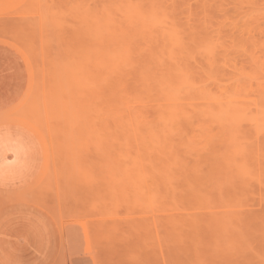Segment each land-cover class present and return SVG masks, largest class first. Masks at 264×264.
Segmentation results:
<instances>
[{
    "label": "bare ground",
    "instance_id": "1",
    "mask_svg": "<svg viewBox=\"0 0 264 264\" xmlns=\"http://www.w3.org/2000/svg\"><path fill=\"white\" fill-rule=\"evenodd\" d=\"M140 1L137 3L140 4ZM203 1H205L203 6H207L203 10L205 17L202 19L199 17L198 22V15L194 16L192 14L194 11L192 13L188 11V14H191L188 15L189 17L185 13L189 21H191L187 30L184 28L187 27L184 24L189 23L182 22L181 24L180 21L182 20L177 15H174L176 19L173 18L172 14L176 10L171 13V16H173L171 21L168 20L167 14L165 15L164 12H161L160 18L163 16L162 13H164L167 20L166 18H162L163 21L161 19L160 21L146 20L150 17L148 16L149 10H145L147 4L150 3L148 0L146 6H144L145 2L143 0L142 6H137L136 2H132L136 5L133 7V10L137 11L136 13L132 10V6L127 4L128 2L125 3L126 6H130L129 12L132 14L131 17H129V14L128 16L127 14L125 15V17H128L127 19L130 18V21H126L128 25L123 29L124 31L122 28H120V32L117 29V31L113 30L116 24L112 22L111 25V21H114L112 19L111 21L109 20L110 24L107 21L108 27L112 26L109 28L111 30H107L108 34L100 33L102 34L100 35L96 33V36L98 35L96 37L94 36L95 32L100 29L103 30L101 28L102 25H100L102 23H98L100 27L97 28V26L95 27L96 23L93 25V21L87 18L89 21H92L91 24L98 30H95L92 26L95 30L94 32L92 29V35L95 38H90L91 40L87 43V45L91 43L92 46L90 45L89 47L88 45V49H85L83 48L84 45L82 46L80 43L82 49L79 42L84 43L86 41L83 34H85V38L88 37L87 39H89V33L86 29H84L86 32L83 31L82 28H85V25L84 27H77L76 30H79L81 27L79 32L83 36H81L83 41H79V38L75 39L78 41L75 43L78 49H73L74 51L77 50V54L75 53L77 57L73 58L77 60L78 58L82 60L84 57L87 58L88 55L86 56L85 53L92 47V50L89 51H93V54L90 53L93 55V66L96 69L101 67L99 69L100 72H98L99 74L104 69L105 72L103 70L104 73L102 72V74L107 73L108 75L107 77L105 74V83L104 85L102 84L105 87L103 89L110 90L108 95L111 104L113 102L110 96H114V92H116L115 101L119 99L118 103H115V106L110 105L111 109L113 107H120V102H122L124 96H127L124 98L126 102L123 100L122 103H128L124 105V107H128L129 102H127L126 98L130 96L131 92L129 91L132 88L134 91L132 94H135V96L134 98L133 95L129 97L130 100L128 99V101H130V104L136 103L134 105L144 106L148 103L154 108L152 110L153 118L151 119L143 114L145 112L143 107L141 111L144 112L140 114V111V115L138 114V116L137 113L133 115L135 109L132 112L129 106L128 109L129 111L131 110L132 115H128L129 121L128 117H126L127 120H123L125 122L122 121L120 108L115 109L116 111L111 112V115L108 114L106 116L104 114L106 120L110 118V121L108 120V123H103L105 126L108 125L109 131H114L113 127L115 126L112 123L113 121L115 124L118 122L116 124L118 128L121 125L123 127L122 130L128 132L127 134L131 133V136L133 134L140 137L139 142L142 140L143 145H151L150 147L153 150L154 161L151 166L153 165L155 174L153 175L152 169L148 168L150 164L147 161L153 157L150 155L149 159L148 155L147 157L144 156L148 160L144 158L142 160L148 163L147 170L149 169L152 172L150 171L149 173L151 174H147L148 170L145 175L140 174L139 177L145 176L150 181L154 178L152 180L154 182V189L150 188V191L151 189L154 191L155 188L157 191L158 188V192H155L159 196L158 198L154 196L152 201H150L151 219H153L149 218V214L151 213L148 214L149 217L147 216L148 220L147 218H141L139 221L142 224L138 231L144 232V235L147 229L146 226L150 224L148 226V228L150 227L148 233L150 235L152 232V241L154 240L158 245L154 247L152 244L153 246L148 247V253H151L155 248L159 249L157 253L153 252L154 254H152L154 264H159L158 261H162L163 264H175L176 262L178 264H264V0H229L223 9L230 15L233 13L232 16L236 20L230 21L228 24L215 22V16L221 17L220 13L223 11L220 10L223 7V4L219 5L220 0ZM226 1L225 3H227ZM132 3L130 2V4ZM151 3L153 2L151 1ZM126 6L123 7L127 10L128 7ZM143 6L145 8H141ZM188 9L191 10V8ZM122 11L125 14L124 10ZM145 11H148L145 13L147 17L144 14ZM129 12L127 11L126 13ZM213 15L215 16L213 17ZM136 16L142 20L138 24L137 22L139 21L133 20L137 18ZM192 16L196 18L195 21ZM86 17H88L87 14ZM92 17H94V14ZM229 17L227 19L231 20V17ZM105 20H103L104 24ZM123 27L125 26L123 25ZM130 27H135L136 33L134 35H130L132 32L134 33ZM75 40L74 42H76ZM81 49L84 53L80 51ZM79 54L81 58L78 56ZM191 60L194 62L192 67ZM70 65L65 71L71 69L72 65L71 67ZM81 65L83 64L81 63ZM66 66H68V63ZM76 66L75 64L73 67ZM82 67L73 69L79 71L85 68V66ZM221 67L223 68L221 69ZM197 69L199 71H195ZM87 70L85 68L82 72ZM88 71L87 75H90V71ZM70 73H68V76ZM84 74L86 75V72ZM72 75L74 74L71 73L73 80ZM76 77H74L75 82H77ZM111 77H114L115 83ZM80 78L79 80H81ZM89 78L90 81L91 77ZM91 82L94 83L93 81ZM66 83H68V80L64 83L68 88L69 86ZM77 84L79 83L77 82L75 85ZM80 84L83 83L80 82ZM80 84L79 87H82ZM127 84L130 90L127 88ZM130 85L132 88H130ZM65 86L63 90L66 89ZM85 86L81 89L79 88L80 90L77 89L80 91V93L78 92L79 95L88 90L87 88L85 90ZM92 87L96 88V90L98 89L95 85ZM74 89L76 87L72 88V91ZM82 89L84 92H81ZM103 89L98 90V92H102ZM77 90L74 93H77ZM96 90L95 95L93 96L92 94L93 99L97 94L99 95ZM59 91L58 93H60ZM87 93L88 91L83 94L85 101L88 98L86 96L87 98L85 99V94L88 95ZM119 94L120 97L118 96ZM121 95L123 98H121ZM83 96L81 99L76 98V101L73 100L75 103L71 104H76L77 99L82 101ZM60 98L62 99V97ZM131 98L134 100H132L133 102H131ZM120 99L122 100L120 101ZM84 100L79 102L83 104ZM95 100L97 99L95 98ZM89 101L87 102L90 104ZM68 102H70V98ZM79 102L77 104H80ZM87 104L84 103V105ZM76 105L72 109H76ZM69 107L71 108L70 104ZM82 107L85 109L86 106ZM79 109L77 107V110ZM128 109L124 108V112ZM95 110L96 107L93 110L94 112H90L92 116L101 114V112L100 114L96 113L98 110L96 112ZM117 110L119 111L117 112ZM84 112H81V114L77 112L78 114H76L75 111H72V117L75 114L83 117L82 114ZM124 112L122 115H125ZM68 113L71 114V112H67L66 117H68ZM93 113L95 114L93 115ZM117 113H120V116ZM124 115L122 117L125 118ZM79 116H76V118ZM84 116H87V114ZM102 116L100 115L97 118L92 117V119L98 120L101 117L104 120ZM72 117L70 120H73ZM68 119L66 120L68 121ZM47 120L46 122H48ZM62 120H64L63 117ZM86 120H88L86 117L81 119L83 124ZM98 122L100 123V120ZM71 123H74V128L80 125L78 124L79 122L77 124L76 122ZM67 124L70 123L68 122ZM83 124H81V127L85 130ZM86 124L87 122L84 125ZM45 127L49 128L44 125V129ZM65 127L67 129L66 124ZM81 127L76 128L77 131L76 129L73 130V127L71 130L77 133L79 129L81 132ZM88 131L87 129V131L82 132L86 134ZM191 136L192 140L190 139ZM150 147L148 148L147 146L146 148L150 150ZM146 148L144 153H147ZM194 156L200 158L194 160ZM189 158H192L194 161H189ZM194 162L197 163L194 164ZM142 166L145 171L146 167ZM142 166L140 165L139 167V173H143L141 172ZM150 175H152V179ZM137 179L135 177L134 181L136 182ZM150 181L147 182L150 183ZM140 183L134 184L139 190L142 189L137 187ZM144 183L146 184V181ZM162 185L164 187L165 185L166 187L168 186V192L163 189ZM166 192L168 195L164 201L167 204L163 201ZM141 193L142 191L140 192V196L144 197ZM163 193L164 195H161ZM127 200L131 201L126 197L125 202L128 203ZM134 204L135 206L137 204L136 207H138L140 202L136 200ZM165 204L168 206V210H165ZM256 207H259L258 210L260 211L257 212V209L255 211ZM139 209L141 210V208ZM182 209L183 211H181ZM158 210L160 213L167 211L169 213L158 215ZM146 211L148 213V210ZM156 213H158L157 216H154ZM135 220L134 222L131 221L133 223V226L130 224L131 229H136V227L133 228L136 226ZM128 224L129 222L126 223L127 227H129ZM151 228L153 229L151 230ZM153 231H156V234ZM146 235L148 240L150 236ZM144 237L142 239H146ZM144 242L148 241L144 240ZM127 247L125 249L130 250L129 246ZM145 248L143 250L147 254V247ZM165 248L167 250L166 253ZM155 251L157 250L155 249ZM170 251L173 252L171 253L173 254L172 256H169ZM125 253L131 254L129 251H125ZM127 254H125L126 257L128 256Z\"/></svg>",
    "mask_w": 264,
    "mask_h": 264
},
{
    "label": "rangeland",
    "instance_id": "2",
    "mask_svg": "<svg viewBox=\"0 0 264 264\" xmlns=\"http://www.w3.org/2000/svg\"><path fill=\"white\" fill-rule=\"evenodd\" d=\"M138 1L139 0H0V45L12 50L21 57L26 75L25 86L20 101L15 106L5 111H0V132L7 133L0 134V136L14 135V137H0V140H11L15 142V144H13L15 146L16 143L21 145L20 147L13 149V151H10L12 152L11 154L13 158H16V156L19 158V161H15L13 165L16 170L15 177H27L26 179H17L16 183L10 185H0V246L4 251V264H39L48 256L49 259L40 264H152L154 260L152 254H154L153 252L157 253L159 249L155 248L157 251L153 249L151 253H148V247L153 245L155 247V245H158L154 240L152 241V232L150 235L148 233L150 228H148V226H150V224L148 225L147 223L150 220L146 223L148 226H146L147 229L145 228L146 231L144 234L150 236L148 237V240L147 235L144 237V232L142 233L138 230L142 224L139 221L141 218H147L148 220V217L150 216L149 218L151 219L152 211L150 209V201H152L154 196H157L156 198L159 196L158 193H156L158 192V188L157 191L156 188L153 191L154 182L152 180L154 178L152 179V175H150L152 179L151 181L145 176L139 177L140 174L145 175L149 170H147V167L149 166L147 162L150 164L148 168L152 169L153 175L155 174L154 168L152 167L153 165L151 166L154 161L153 150L150 147L151 145H147L148 148L150 147L151 151L146 148L147 146L143 145L144 143H142V140L140 143V137L133 134L131 136V133L127 134L128 132L122 130L123 127H121V125L118 128V125H116L118 122L115 124L114 121L113 123L111 121L115 126L113 127L114 131H109L107 128L108 125L106 124L107 126H105L103 123H108V120L110 119L108 118L106 120L104 114L106 116H108V114L111 115V112L116 111L115 109L120 108L119 110L121 111V114L117 113V115H121L122 121L126 119V117H128L127 119L129 121L128 115H132L131 110L133 112L135 109L133 115H136V113L138 115L143 107L145 112L143 111V113L141 111L140 114L143 113L145 116L152 119V110H154V108L148 103L144 106H139L138 104L134 105L136 103L130 104V101H128V99L130 100L129 97L133 95L134 98L135 96V94H132L134 91L130 85L132 90L129 92H131V94L129 93L130 96L126 98L127 102H129L128 107H124V105H127L128 103H122L124 98L127 97L123 94L124 98L121 95L123 100L120 99V101L122 100V102H120V107H113V109H111V106H115V103L119 101V99H116L117 101H115L116 92H114L112 88L114 96H110L113 102L111 104L108 95L110 90L106 88L108 90L107 92V90L103 89L105 87L103 86L105 83L104 79H106V76L108 77V75L107 73H105L106 76L105 74H102L104 69L101 71V74H99L98 72H100L99 69L101 67L96 69L93 66V51H89L92 50V47L85 53L86 56L88 55V59L84 57L86 61L83 56V60L73 58L77 57V50H73L77 48L75 43L78 41L75 39L79 38V41H83L81 38L82 34L79 32L81 27L79 30L76 29L79 26L84 27L85 25V28H82L83 31L86 32V30H88L89 39H87L88 37L85 38V34H83L86 43L79 42V45L81 43L82 46L84 45L83 48L86 49L89 45H87V43L91 40L90 38H95L94 36H96V33L108 34L107 32L111 30L109 28L112 27V22L116 24L113 30L117 29L120 32V28H122V30L126 28L128 25L126 21H130V18L127 19L128 17H125V15L127 14L128 16L129 14V17H131L132 14L129 12L130 6H132L131 8L133 10V7L136 5L139 6L141 3L145 2L144 6H146V4L150 2L147 4L146 8L144 6L141 7L145 8V10H149L148 16L150 17L146 19L142 15L143 18L146 20L157 21H160L161 19V21H163L162 18L167 17L168 20L171 21L172 17L177 15V17L182 20L180 21L181 24L182 22L191 23L187 18L190 14H188V11H191V13L194 11V13H192L194 16L198 15V17L196 16L197 22L199 21V17L200 19L204 18L205 14L203 15V10L207 6H203L205 3L203 0H148V2L147 0H143V2L141 0L139 2L140 4L137 3ZM151 1L155 4L153 5ZM126 2H128L127 4L130 6H126ZM130 2H136V5L133 3L132 5ZM226 2L227 3H225V0H220L219 5L223 4V7L220 8V10H223L220 13L221 17L217 15L218 18L213 15V17L215 16V22L218 21L219 24H228L230 21L236 20L234 16H232L233 13L230 15L228 12L226 13L225 9H223L226 6L225 4H228L229 0ZM123 6L128 7V9H124L125 7ZM188 8H191V10ZM121 10H124L125 14L123 11L121 12ZM174 10L176 11L174 12ZM127 11L129 13H126ZM136 12L134 11V13ZM147 12L145 11L144 14ZM161 12H164L167 16L165 17L164 13H162L163 16L160 18ZM172 12L176 14L173 13V16H171ZM185 13H187V16ZM86 14L88 17H86ZM93 14L94 17H92ZM226 14H229L228 16L231 17H229L231 20L227 19L228 16ZM145 16L147 17L146 14ZM194 16H192V18ZM136 17L137 18L132 19L139 21H136L138 24L142 20L140 17ZM175 17L176 16L173 18ZM87 18L93 22L89 21ZM112 19L114 21H111ZM193 19L195 21L196 18L194 17ZM103 20H105V24ZM109 20L111 21L110 27H108L110 24ZM107 21H109V24ZM177 21L175 20V22ZM91 22L93 25L96 23L95 27L97 26V28L100 27L98 26V23H102L100 25H102L101 28H103V30H98L96 28L98 31L95 32L96 29ZM190 23L184 24V26H187L184 27L186 30L189 28ZM123 25L125 27H123ZM134 28H132L134 33L131 31L133 34L131 33L130 35L136 33V29ZM92 29L95 32L94 36L92 35ZM126 30L128 31V29ZM96 37H98V35ZM74 40L76 42H74ZM81 45L80 48H82ZM82 49L80 51H82ZM78 56L80 57V54ZM67 63L68 66H66ZM81 63L83 65H81ZM75 64L78 69L80 66L81 68H83L82 66H85L87 70L88 67L90 75H87L88 70L85 71L86 75H83L85 72L82 71L85 68L79 70L82 73L75 71V69H73L76 68L73 67ZM239 64L242 65L241 62H239ZM69 65L71 69L68 68L69 70L65 71ZM192 65H194V62L191 60V67ZM222 68L223 67H221V69ZM0 71V110H2L14 102L16 96L12 91L13 77L11 74H4L6 72L2 58H0ZM96 71L97 74H99L98 76ZM195 71L199 70L197 69ZM70 72L74 74L72 75L73 80ZM68 73H70L69 76ZM82 76L87 77L85 78ZM100 76L102 77L100 78ZM74 77H76V81L79 84L82 82L87 86L84 85L85 90L86 88L88 89L85 91H88V95L85 94V99L88 97L90 101L88 98L86 101L84 100L83 94L85 92L83 91V88L81 92L84 93L81 94L84 102L83 104L80 103L83 100H79L82 96L81 94L79 95L80 91L78 90L84 86L83 84H80L82 87H79V84L75 85L77 82H75ZM89 77H91L90 81ZM79 78L81 80H79ZM111 79L114 82V77H111ZM67 80L69 84L66 83V85L69 86L68 88L70 92H68L69 90L67 91L68 88L64 84ZM102 81L103 83H101ZM60 84H63V86ZM90 84L95 85L98 89L96 90V88H93V85ZM64 86L66 88L64 90L67 92L63 90ZM75 87L76 89L72 91V88ZM128 87L129 85L127 88ZM101 89L104 90H102L103 93L101 91L98 92V90ZM76 90L77 93L79 92L78 94L74 93ZM95 90L99 93V95L97 94L98 97H96L97 95L95 96L97 100H95V98L93 99ZM58 91L60 93H58ZM118 96L120 97V94ZM60 97H62L63 100ZM69 98L70 102H68ZM76 98H79L77 99V102L80 101L79 103L87 108L85 107L84 109V107L77 104V102V105L71 104L76 101ZM132 100L133 99L131 98V102L134 101ZM87 101H89L90 104ZM124 102L126 101L124 100ZM84 103L87 105H84ZM69 104L71 105V108L69 107ZM75 105L76 109H72ZM122 106L123 108L121 109ZM129 106L131 107L130 111L128 109ZM77 107L78 109L80 108L79 110L81 112L85 111L84 113L87 114V116H84V113L82 114L83 117L88 118V120L85 121V123L87 122L86 125H84L85 123L83 124L84 119L81 121L83 117L76 115L78 114L77 112L81 114V112L77 110ZM92 107L94 109L96 107V110H98V112L95 110L96 113L100 114L101 112V116L103 114L102 117L104 120H102L101 117L100 119L98 118L100 123L97 119H92V117L97 118L100 116H92L90 114V112H94ZM124 108H127L128 110H125L124 112ZM119 110H117V112ZM122 110L125 113V115L123 114L125 118L122 117ZM64 111L71 112V114L68 113V117L71 115L70 118L73 115L72 111H75V115L79 117L76 118L74 115V117H72L73 120H70V118L68 119V117H66L67 112L62 113ZM94 114L95 113H93V115ZM62 117L64 120H62ZM66 119H68V121ZM78 119L79 123L77 122ZM46 120L48 122H46ZM128 121H126V123H128ZM66 122H69L71 125ZM71 122L80 124L77 125L76 128H80L82 126L81 124H83L85 130L81 127V132L78 129V132L80 133L77 132V135V133H74L77 129L74 128L75 125ZM44 125L49 128L45 127L44 129ZM71 128L73 130L76 129V131L71 130ZM87 129L89 131L86 134H83ZM81 133L82 135H80ZM190 139L192 140V136ZM145 148L148 150H146L147 153H144ZM42 152L44 154V159L41 171L39 172ZM148 155L149 159L151 157L150 155L153 156L150 159L151 162L147 158H144V156L147 157ZM143 158L148 161L144 162V160H142ZM199 158L194 156L193 159L198 160ZM194 160L189 158V161L191 162ZM196 163L194 162V164ZM139 164L146 167L144 171L142 166L141 172L143 173H139ZM150 171L151 170H149L147 174ZM135 177L136 179L139 177L137 179L139 181L136 180L135 182ZM144 181H146V184H143ZM147 181H150V183ZM137 183H140L137 187L142 189L139 190L135 187L134 184ZM162 187H164V185H162ZM150 188L153 189L150 191ZM167 188L168 186L166 187L165 185L163 189L168 192ZM137 191H139V193H137ZM141 191V195L144 197L140 196ZM167 192L165 195L164 193L161 194L164 195V198L161 196L163 201L168 195ZM126 197L131 201L127 200L128 203L125 202ZM136 200L140 202L138 207H136L137 204L136 206L134 204ZM164 202L166 203V201ZM167 207L168 206L166 205V208ZM139 208H141V210ZM166 208L165 210H168V208ZM183 209L181 211H183ZM256 209L257 212L260 211L258 210L259 207H256L255 211ZM146 210H148V213ZM164 213L168 214L169 212L160 213L159 211V214L156 213L154 216H157V214L162 215ZM134 220L136 221V226L133 228L136 227V229H131L130 224L133 226L131 221L134 222ZM127 222H129V227L126 225ZM153 228H151V230ZM154 232L156 234V231H153V233ZM141 235L146 239H142ZM144 240L148 241L146 242L148 244H146ZM149 243H151V245H149ZM127 246H129L130 250L125 249L128 248ZM145 247H147V254L146 251L143 250L146 249ZM125 251H129L131 254L129 253L128 255V252L125 253ZM166 251L165 248V253ZM171 253L173 252L170 251V255H168L172 256L173 254ZM125 254L128 256L126 257ZM158 262L159 264H163L162 261ZM167 262L169 261L167 260ZM172 262L174 261L172 260ZM154 263L155 262H153V264ZM175 264L178 263L176 262Z\"/></svg>",
    "mask_w": 264,
    "mask_h": 264
},
{
    "label": "crops",
    "instance_id": "3",
    "mask_svg": "<svg viewBox=\"0 0 264 264\" xmlns=\"http://www.w3.org/2000/svg\"><path fill=\"white\" fill-rule=\"evenodd\" d=\"M0 58H2L4 61V69L6 72L4 74L5 75L11 74V76L13 77L12 91L16 96V99L14 100V102H12L9 106L0 110V111H5L15 106L20 101L21 95L23 93L24 86H25L26 75H25V67H24L23 60L21 59L19 55H17L12 50L0 45ZM0 75H1V71H0ZM0 134H7V133L0 132ZM0 137H14V135H11V136L3 135ZM13 144H15V142L11 140H0V185H10V184L16 183L17 179L21 180V179L27 178V177H20V176L15 177L16 170L14 169L13 165L15 161L18 162L19 158L17 156L16 158L15 157L13 158L11 154L12 152L10 151L11 150L13 151V149L18 148L21 145H18V143H16V146H15ZM43 159H44V154L42 152L39 172L41 171V167L43 165ZM3 253L4 251L2 250V247L0 246V264H4L5 262ZM48 259H49V256L44 261H41L40 263L46 262Z\"/></svg>",
    "mask_w": 264,
    "mask_h": 264
}]
</instances>
